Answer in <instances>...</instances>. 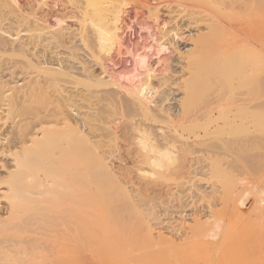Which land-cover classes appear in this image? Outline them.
<instances>
[{
  "label": "bare ground",
  "instance_id": "1",
  "mask_svg": "<svg viewBox=\"0 0 264 264\" xmlns=\"http://www.w3.org/2000/svg\"><path fill=\"white\" fill-rule=\"evenodd\" d=\"M22 1L0 0V264H264L254 2L135 0L172 56L125 86L126 0Z\"/></svg>",
  "mask_w": 264,
  "mask_h": 264
},
{
  "label": "rangeland",
  "instance_id": "2",
  "mask_svg": "<svg viewBox=\"0 0 264 264\" xmlns=\"http://www.w3.org/2000/svg\"><path fill=\"white\" fill-rule=\"evenodd\" d=\"M26 1H28L27 3H29V4H27ZM29 1H31V2H29ZM246 1L248 2V0H246ZM261 1H264V0H260V2ZM23 2H25V3L23 4ZM47 2L54 4V0H47ZM247 2H246V6H247ZM250 2H249V6H251V7H249L250 9L249 8L248 9L251 10L252 12H253V10L256 11V12L254 11L253 13H250V14L252 16L253 15L255 16L257 14L258 16H260L261 18H263V16H264V2H263V4H261L257 0V4L258 5L255 4L256 5L255 8L257 6L258 7L259 6L260 7L262 6L261 8L263 10L258 9V7L256 9L254 7L252 8V5L254 3H256V0H252V3L254 2L252 5L250 4ZM34 3H36L35 0H24V1H22V5L23 6L25 4H27V6L25 5L26 8L28 6L34 4ZM135 5H136L135 4V0H126V6H125L124 15H123V20H124V24L131 25V27L129 29H126L125 32L123 33L122 42H123V44H125V46L128 45L130 47V49L132 50L133 53H136V52L137 53H140L141 56H142V58H143V60L141 62H139L138 60L135 62L134 59L131 57V55H128V54L124 53V51H122V53L121 52L118 53V50L112 51L107 56L105 55V57H106V59H105V61H106L105 62V65H107V73L109 75L110 74H113V76L119 74L118 82L121 83L122 85H125V86H129L130 85L129 80H127L126 77H128V76L130 77V76L134 75L133 82L134 83H138L139 81L143 80V78H144V72L146 70L145 67L152 66L156 70V72H159V70L162 68V62L161 61H163V59H167L168 56H172V54L170 53L169 50H168L169 52L168 51H158L157 50V48H158L157 45L161 41L164 40V39H162V40L159 41V39H161L160 38L161 35H163V34H161V31L159 32V30L157 28H155L154 21L151 19L152 17H148V14H147V11L146 10H143L142 13L139 12L137 15H135V10H136V6ZM62 6H61V2L58 1V3H56L54 5V8L53 9H55V10H57V9L58 10H61V9H63ZM43 7L44 8H49V7H45V6H43ZM246 9L247 8L245 7L244 11H247ZM259 10H260V12L262 11L261 13H263V14H259ZM248 11L246 13H247V15L249 17V14L248 13L251 12V11H249V12ZM247 15L245 14V16H247ZM245 16L243 15V17H244L243 19H246ZM252 16L249 17V18H247V20L252 19L254 17V16L253 17ZM244 21H246V20H244ZM51 23L53 25L55 24L53 18H51ZM65 23H67V24H74V22L72 21V19H68V18L65 19ZM55 26H56V24H55ZM171 26L174 27L176 25H175V23L174 24L173 23L172 24L171 23L170 24L167 23L165 25V28L166 29L164 28L163 29V32H165V30L166 31H169V29L172 30V27ZM175 28H178V27H174L173 29H175ZM263 38H264V36H263ZM180 41L181 42H184V39L183 40H180ZM192 44H193L192 41L187 40L185 42V48L184 49H187V50L191 49L193 47ZM250 45L251 44L247 45V47H245V49L247 50L248 47L250 48ZM262 45L264 46V43ZM251 48H252V46H251ZM263 51H264V49H263ZM263 54H264V52H263ZM263 57H264V55H263ZM157 61H160V62L157 63ZM261 66H262V64H261ZM263 67L264 66H262V68ZM261 71L264 74V70L261 69ZM120 142L121 143H119V145H121V146L123 145V143L126 144L125 141H120ZM125 144L121 147V150H123L125 148ZM120 152L123 155V151H120ZM1 164H5L6 166L7 165L9 166L11 164V157H9V156L8 157L7 156H0V165ZM88 164H90V163H88ZM0 168H1V166H0ZM58 171H56L55 173L58 174ZM62 172L64 173L65 170L62 171V169H61V171L59 172L57 178H60L59 175L61 176L63 174ZM0 176L1 177H4V173H2V175H0ZM146 182H147L146 180H143V184H144L143 187H142V185H143L142 182H141V184H138L137 183V187H136V185H135V187L137 189H139V186L141 185L140 186V189L141 188L143 189V188H145V186L146 187L148 186L147 188H149V185L150 184H151L150 188L153 186L152 183H149V182L146 183ZM101 183L102 182H100V184ZM223 183H225V182L218 183V185H217V187H218L217 190L219 191L218 192L219 194H222L221 192H223V189H224L223 188V185H224ZM221 184H222V186H221ZM228 186H230V185H228ZM228 186H227V188H228ZM231 186H234V185H231ZM153 188H154V191H158L157 189H159V188H157L155 186ZM220 189H221V191H220Z\"/></svg>",
  "mask_w": 264,
  "mask_h": 264
}]
</instances>
